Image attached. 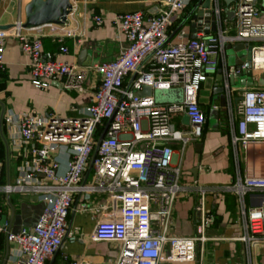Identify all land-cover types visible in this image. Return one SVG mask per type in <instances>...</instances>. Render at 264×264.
I'll return each mask as SVG.
<instances>
[{"label":"built area","instance_id":"2783aa9c","mask_svg":"<svg viewBox=\"0 0 264 264\" xmlns=\"http://www.w3.org/2000/svg\"><path fill=\"white\" fill-rule=\"evenodd\" d=\"M196 0H160L156 15L142 11L118 14L115 22L125 35L127 45L110 61L80 66L65 59H48L44 52L42 27L36 33L23 32L18 20L9 29L0 28V73L6 69L7 38L14 35L29 59L31 83L47 89L60 81L65 89L85 91L89 71L101 77L90 104L75 107V115H41L10 113L17 126L21 163L15 183L2 187L7 193H33L44 202L37 223L18 232L1 224L8 241L16 245L17 264H46L61 247L75 194L94 191L107 194L119 208L109 218L98 221L91 238L94 241H116L121 251L112 263L161 264L162 261H194L199 241L211 216L205 209V190H200L197 211L201 214L198 235L173 236L167 233L176 197L181 189L182 166L175 160L174 143L185 146L202 133L206 112L199 101L207 78L226 63L227 45L252 43L251 69L264 74V21L257 0H235L230 9L235 18L225 15L222 0H212L217 30L195 38L171 42L170 34L178 15ZM97 25L104 23L100 14L93 16ZM50 34L60 43V53L67 55L64 44L73 32L59 24H48ZM148 63L147 68L143 66ZM246 71V65L234 72ZM134 74L129 85L125 78ZM145 86L153 90L183 89V100L159 104L154 95L138 94ZM228 101L232 89L226 80ZM237 102L240 116L232 131L235 146L249 148L264 142V86L243 89ZM186 115L189 130L177 129L176 116ZM98 151L95 155L97 145ZM66 149L67 170L59 171L56 153ZM92 164V176L83 184L84 174ZM242 204L245 233L240 239L250 249L264 245V205L247 207L249 193L264 191V175L241 176L227 187ZM168 248V254L165 250ZM68 264H94L69 260ZM202 264V263H198Z\"/></svg>","mask_w":264,"mask_h":264},{"label":"crops","instance_id":"0c3cea01","mask_svg":"<svg viewBox=\"0 0 264 264\" xmlns=\"http://www.w3.org/2000/svg\"><path fill=\"white\" fill-rule=\"evenodd\" d=\"M31 0H0V25H14L18 20L26 21V7ZM73 10L65 25V30L73 32L64 39L68 46L67 55L60 53V43L50 34L48 24L42 27L47 34L43 38L44 52L48 59H65L77 63L93 64L100 61L116 59L123 47L127 45L125 35L117 27L115 19L118 14L142 11L146 16L159 12L160 0H71ZM187 7L176 18L170 31L171 42L199 36L212 31L209 22L200 27H193L194 20L187 16L197 3ZM225 4V3H224ZM100 14L104 23L97 25L93 16ZM264 21V17L260 19ZM194 29H196L195 32ZM24 33L35 34V29L23 28ZM237 44V43H235ZM230 44V45H235ZM86 53L81 59V52ZM242 60L236 56L235 63H226L220 68L238 67ZM146 63L143 68H147ZM234 75L232 99L222 107L217 100L212 105H202L206 112V122L202 133L190 140L185 146L174 143L175 160L182 166L180 178L181 189L172 208L168 231L173 236L198 235L201 214L197 211L200 202V190H205V209L211 216V222L205 231L206 240L199 241L196 249V260L168 262L161 264H264V245L250 249L240 239L245 233L242 215V204L236 193L227 190L239 175H264V142L243 148L235 146L232 131L239 115L234 98L246 86L243 81L246 72ZM134 74L125 78L129 85ZM255 76L256 86H264ZM101 77L95 71H89L85 91L65 89L60 81H55L47 89L35 87L30 80L29 59L21 49L14 35L7 38L6 69L0 73V205L2 216H6L11 232H18L23 227H33L44 209V202L33 193H7L2 189L8 183H15L21 153L18 146L17 126L10 119V113H36L41 115H75V107L90 104ZM240 82L241 86L236 85ZM248 82V80H247ZM245 86L244 88H241ZM243 91V90H242ZM161 104V103H159ZM174 127L182 130L191 128L186 115L174 118ZM200 144V145H199ZM60 163L59 171L66 172L69 154L66 149L56 153ZM88 171V170H87ZM84 174L83 184L91 180L92 170L87 177ZM247 207L264 205V191L249 193L245 197ZM110 196L100 192L82 191L75 194L68 216L67 231L60 249L47 260L46 264H68L69 260H82L94 264L112 263L121 251V243L116 241H94L91 238L98 221L109 218L119 208ZM16 245L8 241L7 233L0 232V264H17ZM168 254V248L165 250Z\"/></svg>","mask_w":264,"mask_h":264},{"label":"water","instance_id":"95a60500","mask_svg":"<svg viewBox=\"0 0 264 264\" xmlns=\"http://www.w3.org/2000/svg\"><path fill=\"white\" fill-rule=\"evenodd\" d=\"M235 0H224L226 5L225 15L227 18L233 20L235 18V11L230 9L231 4ZM73 10V3L71 0H31L26 7V21L24 22V27L33 28L39 27L46 24H59L65 25L68 22V17ZM190 17L193 18L194 23L193 27H200L204 22H209L212 26V31L217 30V19L216 15L212 11V0H198L194 5L192 10L187 16L188 20ZM13 25H0L1 29H9ZM194 29L193 32H195ZM190 38H195L196 35H189ZM234 48L237 51L246 49V57L237 62V65H246V78L243 81V85H247V80L249 76H257L256 72L251 69V55L252 50L251 46H247L245 43H237L235 45H227V48ZM86 52L82 51L80 55V64L81 59ZM94 64V63H93ZM91 64H84V66H90ZM234 67L228 66L226 69L219 68L216 73L209 76L204 82L203 87L200 90L199 101L202 105H212L215 101L220 100L222 107L227 106L228 96H227V87L226 80L228 79L230 88L234 85ZM257 80L261 85H264V78L257 77ZM243 90V89H242ZM183 89L173 88L165 90H153L150 86H145L142 91H139L138 94L141 95H154L158 103H175L181 102L183 100ZM241 99V96L238 95L234 98V103H237ZM200 145V144H199ZM99 144L97 145L95 155L98 151ZM92 170V164L88 168L87 177L89 176ZM86 184V180L84 181ZM6 216L1 217V224H6Z\"/></svg>","mask_w":264,"mask_h":264},{"label":"rangeland","instance_id":"374dc122","mask_svg":"<svg viewBox=\"0 0 264 264\" xmlns=\"http://www.w3.org/2000/svg\"><path fill=\"white\" fill-rule=\"evenodd\" d=\"M257 6L259 7V9L261 10L260 12V16H259V19H262L264 17V0H257ZM252 43H247V46H250ZM246 52L247 50L246 49H243V50H240V51H237L235 50L233 47L232 48H227V57H228V60H229V63L230 64H233L235 63V59H236V56H240L241 58H245L246 57ZM256 78L255 76H249L248 77V82H247V85L245 86H254L256 85ZM236 85H239L241 86V83L238 82L236 83ZM245 86L241 87V88H244ZM242 89L241 91H239V93H242ZM205 110V109H204Z\"/></svg>","mask_w":264,"mask_h":264},{"label":"trees","instance_id":"16d2710c","mask_svg":"<svg viewBox=\"0 0 264 264\" xmlns=\"http://www.w3.org/2000/svg\"><path fill=\"white\" fill-rule=\"evenodd\" d=\"M222 2L224 3V0H222Z\"/></svg>","mask_w":264,"mask_h":264}]
</instances>
